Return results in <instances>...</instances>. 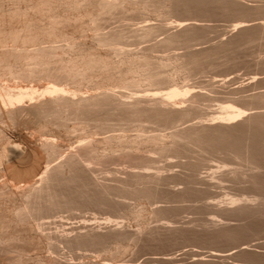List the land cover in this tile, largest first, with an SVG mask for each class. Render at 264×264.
Wrapping results in <instances>:
<instances>
[{"label":"bare ground","instance_id":"6f19581e","mask_svg":"<svg viewBox=\"0 0 264 264\" xmlns=\"http://www.w3.org/2000/svg\"><path fill=\"white\" fill-rule=\"evenodd\" d=\"M210 1L229 0H0V173L8 170L0 181V256L14 253L9 264H125L128 252L134 259L166 249L179 229L151 225L162 220L165 207L158 204L210 196L211 187L239 177L242 171L229 166L236 160L248 168L254 200H264V110L251 111L264 108V91L207 113L187 82L203 59L199 50L157 54L178 43L191 48L200 26L193 13L208 8L196 2ZM135 12L144 24L103 31L111 18ZM173 13L186 18L151 21ZM256 19L237 21L232 32L240 38L217 51L253 41L245 34L252 26H261L264 38V17L249 23ZM259 80L237 92L255 89ZM14 128L29 132L14 139ZM208 157H221L222 165L203 176ZM177 166L182 170L165 174ZM221 202L231 205L226 216L255 208L246 199ZM103 210L111 212L100 216ZM77 212L80 219L66 227L64 219ZM56 216L62 218L51 220L49 234L42 220ZM218 224L178 233L189 242L224 238L228 226ZM45 248L51 255L41 254ZM65 248L101 258L81 254L70 261Z\"/></svg>","mask_w":264,"mask_h":264},{"label":"rangeland","instance_id":"374dc122","mask_svg":"<svg viewBox=\"0 0 264 264\" xmlns=\"http://www.w3.org/2000/svg\"><path fill=\"white\" fill-rule=\"evenodd\" d=\"M196 3L197 5L205 4L206 7L208 8H203L199 6L198 8L199 13L198 12L193 13L194 18L198 19L196 21L200 23V26L196 27L195 29V37L194 40L191 42V48L185 47L183 43H178L175 45L176 49H171L169 51H160L157 52V54L159 55H167L174 53L184 54L189 50L192 51L199 50V52L202 54L200 56L203 57V59L199 64L196 65V67L194 68V75L187 82L189 85L192 86V89L194 91H197L200 94L201 98L199 99V104L203 108L202 110H204L207 113L213 114L217 112L220 109L221 105H223L226 102L235 103L236 102L235 98L243 97L251 93H259L264 91V38H258L261 35V28H262L261 26H252L245 33L246 35H250V37L253 38V41L241 45L235 49L227 50L226 52L217 51L220 45L229 42L231 39H233V37H234L233 41L240 38V36L232 32L233 26L237 21L243 19H255V18L261 19L262 17H264V7L259 9H255V8L251 9V7H255V6H264V0H229L226 2L210 1V2H196ZM223 8H228V9L226 11H223ZM170 18L167 19L166 17H159L157 20L154 19L153 21L152 19L151 21L157 23H169L176 19L186 18V15L183 13H173ZM260 19H256L249 23L264 21V20L260 21ZM191 21L193 22L194 20H190V22ZM144 23L145 22H143L142 19L140 18V13L135 12L132 14H128L124 17L118 16L117 18H113V19L111 18V20H109L106 23L103 31H108L109 29L112 30L123 27L134 28ZM170 31L172 30H168L166 34L159 35L155 40L151 42H143L141 44H136L131 46L128 45L127 47L130 46L129 48H135L137 46L141 47L151 44L163 38L165 35L170 34L169 33ZM256 78L257 79L260 78V80L255 82L256 83L255 86H250L251 88L255 87V89L243 91V92H237L239 86L242 87L245 84L247 85L249 82L253 81ZM163 87H165V85H163ZM261 109L264 110V108H260L251 111H257V110L259 111ZM197 121L198 119H195L193 122H197ZM25 130L23 128H19V129L14 128L12 130V136L14 135L15 137L13 136V138L14 139L18 138L19 137L18 133L19 134L23 133V131ZM170 130L171 129H167L166 131H170ZM25 132H29V131L26 130ZM194 156L192 160L196 161L198 158L196 156L198 155L195 154ZM207 159L205 158L203 159L204 161L203 160L201 161L203 162V164L200 167V172L201 175L203 176L206 175L208 172L217 169L218 166L222 165L221 157L219 158L212 157L211 159L210 157H208ZM234 162L235 163L229 164V166L236 168L239 171H242L239 172V177H237L236 179L234 178L231 180H227L223 182L221 185H216L211 187L210 192H212V194L210 193L211 194L210 196L205 197L202 200H194L192 198L193 200H189L185 202H173V203L162 202L158 204L165 207L161 211V214L159 216V218L162 220L157 221L156 219H153L152 222L153 221L154 222L151 223L152 226L161 225L163 223H164L163 225L165 226L168 225L170 227L174 226L173 228H178L179 229L178 232L180 233L183 230L182 231L183 235L190 234L193 231V229L195 231H203V229L206 226L212 227L213 225H219L218 223H222V224L224 223V225H226V227L228 226L227 228L229 229L226 230V233L228 234H226L224 238L215 237L212 239L207 238L205 240H200V241H196V240L193 241L194 240L193 239L189 242L187 241V239L183 238L180 235V233L176 232L177 234L170 236L166 240L167 241L166 249L163 250L160 249V251L156 250L157 252L153 251V253L155 254L154 255L153 253H151L153 256L150 253H149L150 255L147 254V256L144 254H142L141 256L139 255L140 257L138 256L134 258L135 260L129 256V252H128L126 253L127 255H125L122 258L124 260L123 263L125 264H264V228H263L264 200L262 201L261 199L254 200L255 197L257 196L255 195V192L251 190V188L249 187L248 184L249 182L247 181L245 175L248 168L244 165L242 166L239 160H236ZM243 167H246V169ZM176 170L177 172H179L182 170V168L178 166L174 167L173 169L165 171V174L175 173ZM244 170H246L245 173L243 172ZM1 173L4 177H2L1 175L0 181L5 180L6 176L8 178L7 175L8 170L6 169L2 170ZM243 174L245 175L244 177H242ZM11 182L13 183V181ZM175 187L177 188L178 186ZM231 198H240L243 201L244 199H246L247 204L255 205V208L252 209L250 208L249 209L250 211L248 210L250 213L253 212L255 216H252L253 213L251 214L247 213L246 214L247 216L245 215L247 219H250L251 221L244 220L245 216L241 215L242 217L241 218L240 215L236 214V212L235 215H233L234 212L232 213L233 216H236L234 218L232 215L226 216L229 214V211H227L226 208L227 206L228 208L231 207V205H227L225 202H221V201L224 200L228 201ZM204 203L207 206L206 205L203 206ZM256 206L259 207L257 208L259 213L258 211H256L257 210ZM205 207H207L208 210L205 209ZM210 208L213 210H209ZM219 209H221V211H219ZM222 209H224L226 214ZM206 210L209 211V213H207ZM108 211L109 210H103V212L100 211L101 214L99 215L107 216L108 213L111 212ZM210 211L213 212L210 214ZM215 211L216 214H214ZM218 211L221 213L217 214ZM255 211L257 213H255ZM90 213H85V215H90ZM82 214L84 215V213ZM221 214H223L224 216L223 215L221 216ZM62 215L68 216L69 213L65 212L62 213ZM79 215L81 214L77 212L75 213V215H71L70 219H64L65 226L70 227L74 225L75 222L80 219L78 217ZM249 215L250 217H248ZM258 216H260V218L257 220L256 218H258ZM252 217L255 220H252ZM61 218L62 216H56L55 218L49 217L43 219L42 222L44 223V226L46 228L45 231L51 234V220L58 221ZM207 219L210 221H208ZM260 219L261 221H259ZM124 220L127 221V219ZM133 220L134 219H130V222L134 224L135 228L133 227V229L136 230L138 228V226L136 225L137 222L136 220L134 221ZM203 221L204 222L207 221L205 222L206 226L204 225ZM245 221H247V227L243 226V225L246 226ZM253 221L254 223H252ZM242 222L244 224H241ZM194 224H196L197 226H195ZM190 225H194L195 227ZM185 226H187V228ZM199 227L201 229H199ZM230 227L232 229H230ZM174 236H178L180 238L178 239L172 238ZM65 249H66L65 254L67 255L66 258H68L70 261H75V262L79 261L80 259H78L79 258L78 255L81 254L89 255V257L91 258H94L92 256H99V258H101L98 252H93L88 250L87 251L70 250L68 248ZM193 250H196L197 252L196 251L193 252ZM61 252L62 251L60 249H57L54 254H60ZM29 253L33 254V251ZM197 253H200V256ZM41 254L43 256L51 255V248L49 249L45 248ZM12 255H14V253L12 252L3 253L0 256V264H9L10 260H8V257ZM149 257L158 258L159 261L151 260L150 262ZM130 259H132V261H130ZM145 261H149V262H145Z\"/></svg>","mask_w":264,"mask_h":264}]
</instances>
